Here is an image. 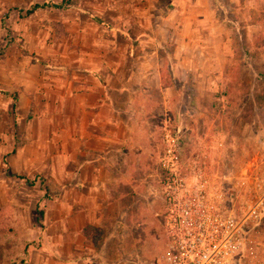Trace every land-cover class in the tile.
Returning <instances> with one entry per match:
<instances>
[{"label":"rangeland","instance_id":"rangeland-1","mask_svg":"<svg viewBox=\"0 0 264 264\" xmlns=\"http://www.w3.org/2000/svg\"><path fill=\"white\" fill-rule=\"evenodd\" d=\"M60 1L0 0V128L4 129L3 139L13 131L12 152L25 151L29 137H41V123L34 120L31 110L26 111L28 97H23L20 107L18 91L7 90L10 85L27 81L28 68L35 65V72L41 73L42 64L55 69L72 65L82 48L94 42L108 53L114 47L124 51L141 44L154 46L155 39L157 42L163 39L162 32L155 27L158 17L171 12L176 4L184 3L183 0H71L65 8L44 7L28 16L19 11L33 3ZM220 1L228 10L217 12L222 18L233 19L240 13L232 0ZM253 3L256 6L251 21L256 25L250 26V21L244 20L234 25L228 39L223 41L215 30L217 36L203 38L202 54L190 43L189 59L196 67L190 66L189 82L183 86L179 78L172 80L167 75L176 92L172 91L166 100L153 97L161 109L149 113L150 107L147 115H141L147 130L153 128V157L143 163L149 189L132 198L134 201L125 216L127 227L121 230L120 223L113 242L105 245L104 249L109 247L116 252L111 253L114 261L110 264L161 262L166 236L159 180L165 133L178 137L179 153L188 165L186 169L205 167L223 189L233 212H239V206L244 207L250 192H264V0ZM144 33L147 37H142ZM175 45L179 49L186 47L181 38L176 42L173 38L163 40L166 63L176 60L178 75L186 77L187 60L179 58L180 54L174 58ZM34 80L41 83L39 78ZM149 121L154 125H149ZM35 147L43 150L40 143ZM12 152H0L3 154L0 156V264H26L32 244L27 238L28 224L35 225V217L37 220L42 217L41 210L33 211L38 189L45 188L53 220L59 214L56 205L60 203L58 187L62 179L55 176L54 163H51L52 174L46 176L40 170L29 174L22 169L13 170L8 162ZM256 227L264 236V210ZM59 229L60 226H54V233ZM242 264H264V259L246 258Z\"/></svg>","mask_w":264,"mask_h":264},{"label":"crops","instance_id":"crops-1","mask_svg":"<svg viewBox=\"0 0 264 264\" xmlns=\"http://www.w3.org/2000/svg\"><path fill=\"white\" fill-rule=\"evenodd\" d=\"M232 1L240 13L230 19L216 15V0H183V4H176L171 12L156 20L155 27L163 39H155L154 46L141 44L124 51L114 47L108 53L94 42L82 48L74 64L58 69L42 64L41 73L35 72L33 65L28 68L25 83L7 87L9 92L18 91L20 107L23 97H28L26 111L31 110L42 130L41 137L27 139L25 151L12 152L13 131L3 139L4 129L0 128V152L11 151L10 167L28 174L40 170L43 176L50 175L54 163L55 176L62 179L58 187L60 203L56 205L59 214L53 220L45 188L38 189L33 211L38 208L42 217L39 221L35 217V225L28 224L27 238L32 244L26 264L114 261L111 253L116 252L109 247L104 249L105 245L113 242L120 223L121 230L127 227L125 216L132 198L149 189L143 163L153 157V128L147 130L141 115H147L150 107L149 113L161 109L153 97L166 100L172 91L176 92L175 84L166 80L168 74L172 80L179 78L183 86L189 82L190 66L196 67L189 59L190 43L202 54L203 38L217 36L215 30L223 41L233 26L244 20L250 21V26L256 25L251 21L256 6L253 0ZM165 38L175 42L181 38L185 42L182 49L175 45L172 54L187 60L186 77L178 75L175 59L176 63H166L162 51ZM35 78L41 83H35ZM10 107L13 110L12 100ZM149 125L154 122L149 121ZM36 143L42 145V151L36 149ZM54 226H60L56 233ZM85 227L100 233L93 234L97 240L83 234Z\"/></svg>","mask_w":264,"mask_h":264},{"label":"built area","instance_id":"built-area-1","mask_svg":"<svg viewBox=\"0 0 264 264\" xmlns=\"http://www.w3.org/2000/svg\"><path fill=\"white\" fill-rule=\"evenodd\" d=\"M164 140L159 184L166 241L157 264H242L246 258L263 260L264 236L256 226L264 208V192H250L244 207L233 212L223 189L205 167L186 169L178 137L165 133Z\"/></svg>","mask_w":264,"mask_h":264},{"label":"trees","instance_id":"trees-1","mask_svg":"<svg viewBox=\"0 0 264 264\" xmlns=\"http://www.w3.org/2000/svg\"><path fill=\"white\" fill-rule=\"evenodd\" d=\"M71 0H62L60 2H43V3H33L31 4L29 7H27L26 9H19L20 12H22L23 16H28L30 15L32 12H34L37 9L40 8H44V7H53V8H65L66 6L70 5ZM217 5H216V15L219 18H222L221 15H218L217 12L221 10L222 11H227V9L225 10L224 8V4L220 1V0H216ZM223 13V12H222ZM169 75V74H168ZM166 80H169L168 77H166ZM40 220V219H39ZM38 220V221H39ZM83 234L88 237V238H92L94 240H97L98 236L100 235V233L96 230H94L92 227H85L82 230ZM95 233H98V236L96 237Z\"/></svg>","mask_w":264,"mask_h":264}]
</instances>
